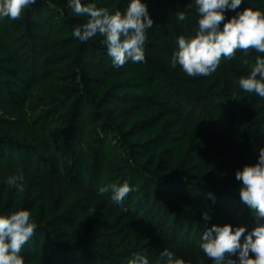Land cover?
Listing matches in <instances>:
<instances>
[{
  "label": "trees",
  "instance_id": "16d2710c",
  "mask_svg": "<svg viewBox=\"0 0 264 264\" xmlns=\"http://www.w3.org/2000/svg\"><path fill=\"white\" fill-rule=\"evenodd\" d=\"M82 2L112 13L131 0ZM141 2L153 20L145 61L121 67L104 37L73 36L87 18L68 0L0 17V215L31 212L25 264H128L138 252L167 264L164 249L186 264H214L199 249L207 229L243 226V244L264 223L235 178L264 148V98L238 85L264 54L237 51L210 76L189 77L170 61L178 37L198 29L195 0ZM249 7L264 11V0H242L225 22ZM17 172L23 193L6 184ZM125 182L133 191L120 204L97 194Z\"/></svg>",
  "mask_w": 264,
  "mask_h": 264
},
{
  "label": "clouds",
  "instance_id": "9594fccd",
  "mask_svg": "<svg viewBox=\"0 0 264 264\" xmlns=\"http://www.w3.org/2000/svg\"><path fill=\"white\" fill-rule=\"evenodd\" d=\"M36 3L37 0H0V17L19 20L24 10ZM68 3L76 16L87 18L85 23L74 28L75 38L87 42L97 34L104 37L103 43L116 67L128 61H145L146 32L153 26V20L141 0H131L124 12L112 13L94 2L68 0ZM241 3L242 0H195L198 29L191 37H178V49L173 53L171 66L179 65L189 77L210 76L222 59H233L237 51L246 55L250 50L264 54V11L245 8L225 22V11L235 10ZM176 15L180 21L186 19L184 12ZM249 67V74L238 81L239 88L264 98V58L257 56ZM235 178L242 182L239 188L241 202L255 214L258 222H264V148L259 151L257 163L245 165L235 173ZM24 180L23 172H17L7 178L6 184L23 193ZM132 191L125 182L119 186H100L97 194L110 193L111 202L120 204ZM203 218L208 220L210 217L205 213ZM36 229L29 210L19 209L0 215V264H25L20 253ZM245 232L243 226L233 229L231 224L213 225L202 234L199 249L214 264H224L227 257L237 253L238 264H264V223L248 232L241 244ZM160 256L166 258L167 264H186L183 258L176 257L168 249ZM128 264H149L147 253H136ZM228 264H237V261L228 259Z\"/></svg>",
  "mask_w": 264,
  "mask_h": 264
},
{
  "label": "rangeland",
  "instance_id": "374dc122",
  "mask_svg": "<svg viewBox=\"0 0 264 264\" xmlns=\"http://www.w3.org/2000/svg\"><path fill=\"white\" fill-rule=\"evenodd\" d=\"M231 130V129H230ZM228 259H232V260H235L237 261V264H238V256H235V257H227L226 260L224 261V264H228Z\"/></svg>",
  "mask_w": 264,
  "mask_h": 264
}]
</instances>
